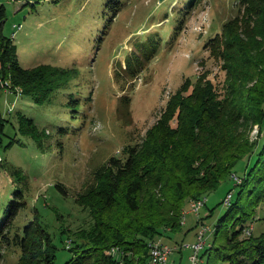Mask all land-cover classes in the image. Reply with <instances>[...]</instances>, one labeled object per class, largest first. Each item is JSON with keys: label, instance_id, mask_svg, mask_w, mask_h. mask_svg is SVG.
I'll return each instance as SVG.
<instances>
[{"label": "rangeland", "instance_id": "rangeland-1", "mask_svg": "<svg viewBox=\"0 0 264 264\" xmlns=\"http://www.w3.org/2000/svg\"><path fill=\"white\" fill-rule=\"evenodd\" d=\"M238 2L41 0L32 5L0 0L3 31L16 45L18 64L25 69L47 64L64 74L60 86L42 102L20 90L2 91L0 242L8 228L6 215L12 211L7 207L14 199L24 205L14 216L11 232H22L28 221H38L57 247L52 264L71 257L68 233L92 224L74 196L92 185L95 172L111 157H123V147L139 142L188 79H207L222 91L225 71L210 55V40L238 14ZM127 62L136 67L133 75ZM258 130L252 127L250 141H257ZM240 182L228 181L209 193L197 213L187 203L181 231L159 239L171 246L190 244L203 226L208 228L206 243H211L218 218L229 209L221 202ZM208 211L212 213L206 218ZM60 226L67 234L59 233ZM255 226L258 234L261 223ZM109 253L123 255L121 250ZM189 254L185 248L175 251L166 264H188ZM20 255L12 245L3 247L0 264H18Z\"/></svg>", "mask_w": 264, "mask_h": 264}, {"label": "trees", "instance_id": "trees-1", "mask_svg": "<svg viewBox=\"0 0 264 264\" xmlns=\"http://www.w3.org/2000/svg\"><path fill=\"white\" fill-rule=\"evenodd\" d=\"M23 1L34 5L41 0ZM238 3V14L210 40V55L225 71L222 91L207 79H188L142 139L123 147V157H111L95 172L92 185L74 196L92 224L68 233L71 257L63 264H150L149 243L180 232L187 203L205 199L233 181L232 175L241 182L228 190L234 191L230 203L224 202L229 209L218 218L213 241L206 243L200 257L207 258L203 264H264V0ZM4 23L2 7L0 98L9 87L42 102L60 86L64 74L47 64L22 68ZM127 63L133 75L136 67ZM254 125L259 137L252 142L248 136ZM57 188L66 195L62 185ZM21 205L13 199L7 207L12 211L5 218L8 228L0 251L12 245L21 253L18 264H52L57 247L38 221H28L22 232H11ZM199 222L204 225L202 218ZM256 222L261 223L258 234ZM249 224L251 233L246 235ZM59 233L67 234V229L60 226ZM117 250L123 255L109 253Z\"/></svg>", "mask_w": 264, "mask_h": 264}, {"label": "built area", "instance_id": "built-area-1", "mask_svg": "<svg viewBox=\"0 0 264 264\" xmlns=\"http://www.w3.org/2000/svg\"><path fill=\"white\" fill-rule=\"evenodd\" d=\"M15 30H18L20 27H16L14 25ZM15 32L13 33V35ZM233 181H240V179L237 176H232ZM230 199V193L223 199V202H226ZM206 202L204 203H197V201L193 202L190 205L191 212H198L200 208L205 206ZM252 226L248 228L247 232H245L246 235H249L251 233ZM207 233V228L201 226V229L197 233V237L195 242H192L190 244H181V245H168L165 243H159L158 245H152L153 247V255H152V264H166L169 256L178 250H182V248L189 249L190 254L188 256V264H198L200 260V254L203 248L206 245V238L205 234Z\"/></svg>", "mask_w": 264, "mask_h": 264}, {"label": "bare ground", "instance_id": "bare-ground-1", "mask_svg": "<svg viewBox=\"0 0 264 264\" xmlns=\"http://www.w3.org/2000/svg\"><path fill=\"white\" fill-rule=\"evenodd\" d=\"M230 197H231V195H230ZM229 200H227L225 203L228 204ZM204 201H205V199H200V200L197 201V203H204ZM193 202H195V201H193ZM248 228H249V226L246 228L245 232H247ZM207 230H208V228H207ZM159 243H162V242L160 240H157V241H153V242L149 243V245H148L150 264H152V255H153V247H152V245H158ZM198 264H203V260L201 259V257H200V260H199Z\"/></svg>", "mask_w": 264, "mask_h": 264}]
</instances>
